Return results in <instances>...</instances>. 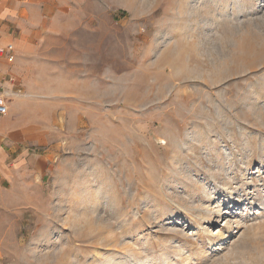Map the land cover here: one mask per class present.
Listing matches in <instances>:
<instances>
[{
    "label": "rangeland",
    "instance_id": "374dc122",
    "mask_svg": "<svg viewBox=\"0 0 264 264\" xmlns=\"http://www.w3.org/2000/svg\"><path fill=\"white\" fill-rule=\"evenodd\" d=\"M54 2L0 264H264V0Z\"/></svg>",
    "mask_w": 264,
    "mask_h": 264
},
{
    "label": "crops",
    "instance_id": "0c3cea01",
    "mask_svg": "<svg viewBox=\"0 0 264 264\" xmlns=\"http://www.w3.org/2000/svg\"><path fill=\"white\" fill-rule=\"evenodd\" d=\"M56 9L54 0H0V48L13 46L12 62L0 56V102L7 107L0 123V193L9 182L10 162L20 160V146L34 144L41 135L34 112L43 94L35 82L56 63L58 43L50 34L64 28Z\"/></svg>",
    "mask_w": 264,
    "mask_h": 264
},
{
    "label": "built area",
    "instance_id": "2783aa9c",
    "mask_svg": "<svg viewBox=\"0 0 264 264\" xmlns=\"http://www.w3.org/2000/svg\"><path fill=\"white\" fill-rule=\"evenodd\" d=\"M6 56L8 61H13V46L7 45L5 48H0V56ZM7 114V107L0 102V123L2 118Z\"/></svg>",
    "mask_w": 264,
    "mask_h": 264
}]
</instances>
